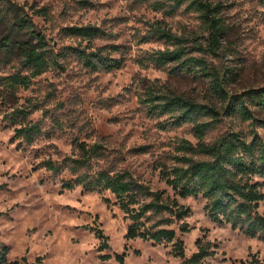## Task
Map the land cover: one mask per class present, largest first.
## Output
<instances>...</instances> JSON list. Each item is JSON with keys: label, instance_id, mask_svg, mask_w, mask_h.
<instances>
[{"label": "rangeland", "instance_id": "374dc122", "mask_svg": "<svg viewBox=\"0 0 264 264\" xmlns=\"http://www.w3.org/2000/svg\"><path fill=\"white\" fill-rule=\"evenodd\" d=\"M209 1L224 7L226 33L217 54L208 47L199 12L187 3L177 6L175 0H0V245L9 248V262L120 264L115 255L126 252L125 264H185L176 256L173 242L128 239L130 220L109 190L63 188V181L73 174L66 168L53 174L43 162L51 158L66 166L64 157L80 156L78 143H99L103 148L91 161L92 174L128 171L152 190L174 196L161 170L176 163L180 141L196 145L198 140L191 125L172 128L170 114L149 108L146 93L152 88L173 91L217 108L225 103L213 92L211 79L200 72L175 74L173 62L166 66L149 62L150 54L175 47L153 31L169 29L185 38L189 48L202 45L204 50L194 51L193 56L204 58L231 94L264 86V0ZM16 17L31 20L55 53L89 44L67 36L66 27L99 26L106 35L92 45L105 47V55L123 64L111 71H91L70 53L13 94L4 78L28 72L19 50L5 51L1 41L8 35L32 40L26 30L15 32ZM17 110L26 111L27 117L13 113ZM259 116L264 118V113ZM27 122L42 127L31 144L15 135V129ZM228 130L251 136L252 126L224 116L207 140ZM259 133L264 135V129ZM179 202L191 213L171 227L184 242L187 258L201 244H209L208 264H250L253 259L264 264V239L214 222L201 196ZM259 210L264 215V202ZM183 223L190 231L179 229ZM96 229L108 238L109 247L103 251ZM102 254L112 258L103 260Z\"/></svg>", "mask_w": 264, "mask_h": 264}, {"label": "trees", "instance_id": "16d2710c", "mask_svg": "<svg viewBox=\"0 0 264 264\" xmlns=\"http://www.w3.org/2000/svg\"><path fill=\"white\" fill-rule=\"evenodd\" d=\"M175 4L187 3L189 8L199 12L202 24L208 32V47L217 54L221 47V38L226 33L223 20V4L209 0H175ZM16 17L12 27L15 32L26 30L32 40L20 41L8 35L1 46L5 51L15 48L19 50L22 65L27 74L13 73L4 78L13 94L19 87H29L34 78L44 73L51 63L59 64L58 57H67L72 53L79 62L91 71H111L122 66V61L105 55V47H94L92 41L106 35L99 26H70L64 29L67 36L87 41L82 47L67 46L55 53L46 42V37L36 29L28 19ZM156 30V31H155ZM153 34L173 43V49H166L150 54L149 62L157 66H166L173 62L171 68L175 74H197L211 79L213 92L225 105L217 108L210 104H201L173 91L157 92L153 88L146 93L145 102L157 114H170L173 118L169 126L179 128L189 124L194 137L198 140L194 145L188 140L180 141L175 155L176 163L161 170L162 179L174 190V196L166 195L165 190L154 191L149 185L136 179L128 171L114 174L108 172L91 173V161L101 154L103 146L95 143L88 146L78 143L80 156L64 157L66 166H62L49 158L43 166L53 174H59L65 168L73 174V178L63 181V188L73 189L82 186L88 191L109 190L116 198L120 208L126 213L130 225L126 237L142 238L156 243L168 242L174 245L176 256L184 259L185 264H208L207 257L212 253L209 244H201L198 251L186 257L184 242L178 237L175 228L171 227L191 213V208L179 202V198L203 197L206 199V211L217 223L227 224L233 230L245 235L264 239V215L260 205L264 202V86L249 89L238 94L229 93L224 86L220 74L202 57L193 56L194 51L202 52L203 46L189 48L185 38L178 37L171 30L156 28ZM13 34H15L13 32ZM13 113L27 117L26 111ZM224 116H233L252 126L249 135L240 131L228 130L214 140L207 137L217 130ZM166 127V126H165ZM42 134L39 122H27L15 129L18 138L33 143ZM183 232L190 231V226L183 223L179 228ZM101 240L99 251L109 247L107 236L96 229ZM9 248L0 245V264H22L19 261H8ZM126 252L116 254L120 264H125ZM112 258L110 254H102L101 259ZM250 264H260L253 259Z\"/></svg>", "mask_w": 264, "mask_h": 264}]
</instances>
